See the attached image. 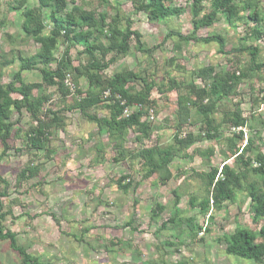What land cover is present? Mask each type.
Here are the masks:
<instances>
[{
  "label": "rangeland",
  "instance_id": "374dc122",
  "mask_svg": "<svg viewBox=\"0 0 264 264\" xmlns=\"http://www.w3.org/2000/svg\"><path fill=\"white\" fill-rule=\"evenodd\" d=\"M257 1L259 16L256 25L264 32V0ZM72 2L95 14H113L100 0ZM109 3L112 4L113 0ZM166 3L178 7L181 15L150 23L145 14L133 13L130 0H121L118 7L122 20L129 18L132 30L141 35V42L154 49L150 56H144L135 52L133 43L130 54L111 65L103 75L111 77L122 70H129L155 84L149 95L150 101L155 103L145 108L146 115L142 118L152 133L141 141H136L140 135L133 129L126 131L122 139L116 137V144H122V157L118 162L113 161L114 157H119L118 150H113V139L103 132L100 134L98 127L86 121L78 111L67 110L74 97L69 96L63 101L55 87L43 89V93L50 96V103L41 112L42 115L47 110L59 112L62 127L51 130L46 149L32 150L27 146L25 134L36 124L30 114L24 109L10 113L8 122L13 132L20 131V137L10 142L6 156L0 161V175L5 181V184H0V194L6 193L1 197L2 212L5 213L2 226L4 232L16 234L17 244L42 264H253L227 256L221 241L223 235L233 233L237 227L259 229L260 225L252 221L245 194L239 193L236 201L225 204L221 211L209 207L205 215L200 214L198 208L190 209L189 198L197 195L200 199L203 195L202 183L193 177V173L208 172L210 167L221 168L225 162L223 152H227L226 139L237 132L222 123L223 112L239 110L243 117L251 119L243 129V142L237 141L236 148L242 149L246 139L251 137L255 140L254 152L264 154V68L251 71L248 78L236 86L230 99L220 102L219 111L213 112L212 118L221 124L218 138H205L202 116L196 109L191 110L180 135L191 134L197 138L187 150V154L193 157L174 159L170 170L176 177L166 186L155 184L156 176L143 180L141 161L132 159V155L156 144L167 146L176 133L177 93L166 91L170 78L187 81L193 71L210 67L217 73L243 68L249 57L237 51L241 44L257 47L258 60L264 63V35L256 40L249 37L248 30L254 27L250 20L232 28L220 18L213 26L197 31L196 35L198 38L221 36L224 40L223 54L218 51L216 43L179 42L177 34L188 36L193 32L189 11L191 2L167 0ZM12 4V0H0V55L9 58L10 51H17L23 56H33L40 47L32 41H22V13L14 11ZM37 4V0H27L25 8H36ZM44 23L47 25L48 19ZM177 44L179 47L175 46ZM64 50L65 46L59 45L54 59L59 60ZM81 51L76 47L69 52L74 67L87 62L85 56L79 55ZM55 65L50 67L53 69ZM17 71V63L6 68L2 84L10 83ZM21 78L26 84L41 82L37 71H24ZM73 79L67 75L65 81L71 90L74 89ZM193 83L196 90L192 100L204 104L206 100L201 92L204 84L195 77ZM87 87L85 79L78 80L82 96ZM128 88L135 93L141 91L143 85L138 80ZM41 94L42 90L33 91L35 97ZM12 97L19 98L17 95ZM134 110L128 111V115ZM92 113L99 118L108 116L104 108ZM207 150L213 151L209 164L195 152ZM1 152L0 146V156ZM230 155L226 153L227 157ZM253 155L251 152L246 157ZM234 162V158H229L225 164L232 166ZM26 167H37V175L32 179L20 178ZM120 177H127L126 183L129 179L132 182L125 193L116 185ZM177 188L181 199L174 209L171 193ZM155 202L166 209L157 221L152 222L150 211ZM177 212L181 219H193L194 224L201 228L196 238L189 237L184 224L178 228L160 229L161 223ZM0 264H21L20 257L10 248L8 241H0Z\"/></svg>",
  "mask_w": 264,
  "mask_h": 264
},
{
  "label": "trees",
  "instance_id": "16d2710c",
  "mask_svg": "<svg viewBox=\"0 0 264 264\" xmlns=\"http://www.w3.org/2000/svg\"><path fill=\"white\" fill-rule=\"evenodd\" d=\"M26 1L12 0V9L22 13V41H32L40 47V50L29 57L17 51L15 53L10 51L9 58L6 55H0V146L2 148L0 161L6 156L10 142L20 137V131L13 132L8 122L10 113L20 112L22 109L29 113L36 123L25 134L27 146L32 150L47 148L51 130L62 127L60 123L62 117L59 112L47 110L43 115L41 112L43 107L50 103V96L43 93V89L55 87L63 101L69 96L74 97L72 104L66 108L67 110L78 111L86 121L98 127L100 134L103 132L109 139H113V150H118L119 156L118 159L114 157L113 161L118 162L122 157L120 151L122 144H116V137L122 139L126 131L133 129L141 137L138 136L136 141H141L142 138H149L152 133L150 126L142 121V118L146 115V109L155 103L149 98L155 84L129 70H122L111 77H105L103 73L111 65L128 56L133 43H135V52L144 56L151 55L154 48L149 49L141 42V35L132 30V22L129 18L122 20L118 9L121 0H113L112 4L109 3L110 0H100L102 4L109 6L113 13L111 16L105 12L95 14L92 11H86L80 6H75L72 0H37V7L29 9L25 8ZM130 1L133 13L145 14L150 23L181 15V10L178 7L168 6L167 0ZM190 2L189 11L193 32L188 36L177 34L176 38L179 42L216 43L219 47L218 51L223 54L224 40L221 36L198 38L196 35L197 31L213 26L220 18H223L232 28L250 20L254 23V27L248 30L249 37L256 40L264 35V32L258 30L256 25L259 16L257 0H190ZM45 19L49 21L47 25L44 23ZM59 45H64L65 50L61 58L55 60L54 53L57 52ZM175 46L179 47V44ZM76 47L82 49L79 55L85 56L87 62L74 67L69 52ZM237 51L246 53L249 57L247 65L243 68L235 67L231 72L222 70L217 73L210 67L193 71L187 81L177 78L168 80L166 91L177 93L176 133L172 135V140L167 146L162 147L156 144L133 153L132 159L141 161L143 180L156 176L154 183L166 186L176 177L170 170L174 159H192L193 156L188 155L187 150L196 143L197 138L191 134L183 137L180 135L182 127L189 120L191 110L196 109L201 114L204 136L207 140L219 137L221 124L216 123L212 118L213 112L219 111L220 102L224 99L229 100L235 93L236 86L244 78H248L251 71H260L264 68V63L258 60L257 47L241 44ZM16 63L18 71L12 75L10 83L3 85L2 76L5 69ZM54 63L56 65L52 69L50 66ZM24 71L39 72L41 82L26 84L21 78V73ZM67 75L74 78L73 90L65 84ZM194 77L204 84L201 91L206 100L204 104H197L192 100V95L196 90V85L193 83ZM81 78L85 79L88 85L84 96L78 89V80ZM138 80L143 88L139 92L132 93L128 85ZM36 89L42 90L40 96L33 95ZM13 95L19 98L15 99ZM136 107H140V110ZM98 108L106 109L108 116L99 118L92 113ZM126 109L135 110L125 117L123 112ZM250 120L243 117L239 110L223 112L222 123L230 130L237 131L226 139L227 152H223L225 162L229 158H234V165L229 166L224 162L221 168L210 167L208 172H194L193 177L202 183L203 195L200 199L197 195H192L189 198V207L190 209L198 208L199 213L205 215L209 207L215 211H221L225 204H233L239 193L245 194L249 200L252 221L260 225L259 229L254 231L245 227H237L233 233L223 235L221 241L225 245L224 252L227 256L253 264H263L264 154L254 152L255 140L251 137L246 139V145L242 149L236 148L237 141L243 142V129L248 126ZM256 139L260 141L259 136ZM195 152L209 164V158L213 155L212 150ZM251 152L254 153L253 157H246V154ZM226 153L231 155L227 157ZM37 169V167H26L19 177L32 179L37 175ZM126 180L127 177H120L116 181L117 187L124 193L132 184L130 179L127 183ZM0 184H5L1 175ZM171 194L173 196L172 207L176 209L181 199L178 188ZM4 195L6 193L0 194V241L9 242L10 248L20 257L21 264H42L38 258L28 254L17 244L16 234L10 231L4 232L2 222L5 213L2 212L1 202V197ZM165 209V206L155 202L150 211V220L157 221ZM183 224L186 226L189 237L196 238L201 228L194 224L193 219H181L178 212L162 222L160 229L178 228Z\"/></svg>",
  "mask_w": 264,
  "mask_h": 264
},
{
  "label": "built area",
  "instance_id": "2783aa9c",
  "mask_svg": "<svg viewBox=\"0 0 264 264\" xmlns=\"http://www.w3.org/2000/svg\"><path fill=\"white\" fill-rule=\"evenodd\" d=\"M70 87H71V86H70ZM136 108H138V109L140 110V107H136ZM123 116H125V117L128 116V110H127V109L124 110V112H123Z\"/></svg>",
  "mask_w": 264,
  "mask_h": 264
}]
</instances>
